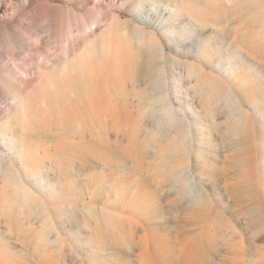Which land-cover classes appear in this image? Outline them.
Listing matches in <instances>:
<instances>
[{"label":"rangeland","instance_id":"1","mask_svg":"<svg viewBox=\"0 0 264 264\" xmlns=\"http://www.w3.org/2000/svg\"><path fill=\"white\" fill-rule=\"evenodd\" d=\"M229 1L108 0L96 7L91 0H74L62 5L73 19L111 14L122 22L120 35L111 39L103 26L96 37V43L114 51L100 67L105 94L114 81L118 84V100L112 103L115 124L63 130L43 118L31 130L27 124L20 127L21 115L16 119L13 135L20 133L16 154L23 164L20 191L29 195L21 199L5 193L9 216L0 236L3 264H264V0ZM133 2L139 5L135 10ZM190 13L200 23L209 21L215 31L189 25ZM230 53L235 56L231 62L237 60L243 68L230 83L246 93L240 96L228 87L242 97L245 118L235 121L221 107L215 120L214 100L221 98L224 104L229 88L217 82L209 97L208 86L199 87L196 80L223 77L230 69L225 59ZM200 57L204 63L195 62ZM190 65L204 74L192 75ZM78 79L44 74L22 90L26 82L0 77V120L16 108L10 107L9 94L18 99L24 93L44 112L45 100L52 105L74 98L69 85ZM89 80L81 77L82 85L89 86ZM90 89L94 92L81 97L96 94V88ZM165 102L182 110L196 131L201 118L210 134L203 138L165 129L160 119ZM205 138L214 141L212 147ZM39 160L51 164L52 174L39 176ZM185 167L194 174L193 182L184 180L185 191L201 190L202 203L183 196L176 175ZM40 203L51 214L35 209ZM240 239L241 252L226 251Z\"/></svg>","mask_w":264,"mask_h":264},{"label":"bare ground","instance_id":"2","mask_svg":"<svg viewBox=\"0 0 264 264\" xmlns=\"http://www.w3.org/2000/svg\"><path fill=\"white\" fill-rule=\"evenodd\" d=\"M72 1L74 0H0V77H16L15 82L19 84L22 81L26 82V86L21 84L22 90L29 88L33 81H38V77H43L44 74L46 77L65 76L71 79H74L75 77L79 78L75 83H70L69 85L72 92L76 93L74 94V98L65 97L64 100L52 105H47V101L45 100L43 103L45 107H47V110L44 112L39 111L38 105L34 106V104L27 101L24 97V93L21 94L20 98L18 99L12 94H9V97H6L10 102V107L12 108L13 105H16V108L10 111L7 117L4 118L3 122L0 120V236L3 234V225L7 224L9 216V207L5 204V193L13 192L19 196L22 195L21 199H23V196L29 195H27L24 190L20 191V181H23L22 175H20V166H23V164L20 160V156L16 154L20 152V133L16 138L13 135L15 122H18L16 119H18L20 115L23 118V124L20 122V127L22 126L23 128V125L27 124L31 130L36 128L39 123H42L43 118H49L63 130H68L73 126L81 128L83 127V124H89L90 126H95L102 122L115 124V116H113V111L115 108L112 106V103L114 100H118V84L117 81H114L111 86L112 90L105 94L103 90L106 83H102V72L100 67V61H102L103 64L109 63L110 57L114 51L108 49L106 44L99 45L96 43V37L103 26L109 30V37L111 39L120 35L121 32L124 31L122 28V22L119 18H116L111 14H107L104 19L99 20H93L88 13L80 14L77 19H73L72 16H69L68 13L62 9V5L64 3L69 5ZM75 1L80 2L82 0ZM91 1H93L97 7L104 5V2L108 0H105L104 2L103 0ZM230 1L234 2L232 0ZM133 3V8L135 10L137 7H139V5L136 4V2ZM71 10L72 9L69 11ZM133 16L134 19H140L138 13H133ZM188 20V23H190L189 25H192L195 29L200 28L204 32L215 31V26L209 21L200 23L202 20L193 18L191 13ZM221 25H223V23ZM225 25H227V23ZM227 27H229V25ZM44 29H46L47 33L49 34L47 37L44 36ZM211 35L213 34L208 36L216 38L215 35ZM204 43L206 45L210 44L208 41H205ZM208 51L210 59L215 60L213 58L215 55L214 50L212 48H208ZM228 52L229 51L227 48L226 53L228 54ZM234 57L235 56H233L232 53H230V56L225 57V59L229 61L228 64H230V69L223 73V77L215 79L208 77V79L205 81H201L197 78L196 81L199 87L208 86L210 94L209 97H212L211 91L217 82L220 84V86H225L226 88H229L228 86H230L231 89L234 92L236 91L238 94H240V96L246 93L239 84L238 85L241 89L236 88L235 84L230 83L231 79L235 77L236 72L243 69L237 60L231 62L232 59H235ZM202 60L203 59L200 57L198 61L195 62L204 63ZM189 71L196 77H200L202 74H204L203 70L195 65H190ZM87 76H90L89 86L92 89L96 88V94L84 99L81 97L82 93L85 92L90 94L94 92L88 85H82L81 77ZM238 76H240V74H238L237 77ZM51 89L54 91L57 90L54 86ZM227 90L229 94L224 104L223 101H221V98L214 100V104L217 107H215L214 112L212 111L214 114L212 118L214 119L215 117L216 120L221 107H227L228 110L223 111L225 114H229L228 116L234 117L236 119L235 121H237V119H244L245 110L241 101L242 97L239 99L238 94V96L235 95L234 92L230 90V88ZM243 101L248 103V101L245 99H243ZM171 105L172 104L169 102H165L163 104L164 109L161 110L162 113L160 119L162 122H166V127L162 126V129L164 127L165 129L171 128L175 129L176 131L184 130L187 132L186 134L195 132L196 134L201 135L203 138L210 134L209 132L208 134L206 133L207 129H203V126L200 122L201 118H199L197 114L196 116L198 118L196 121L198 124L196 125L200 127L198 131L194 130L193 124L183 119L181 115L182 110H175L173 107H171ZM55 106L58 107V110L51 112V109H53ZM102 112L104 113L103 116H101ZM261 113V111H258L257 114L263 116V113ZM128 119L129 118L126 120ZM158 122L161 123L160 121ZM218 124L220 125V122ZM162 131L166 132V130ZM155 132L156 130L154 133ZM210 132L212 133L213 131ZM23 135L25 134L23 133L22 136ZM72 135L74 134L72 133ZM211 135L209 137H211ZM46 138H49V136H46ZM204 141L209 144V147H212L214 144V141H211L210 138L208 141L205 138ZM37 162V172L39 176L42 174V172L52 174V171L48 168L51 167L50 163L44 162L43 160H39ZM262 167L264 169V160ZM176 176L179 184L181 183L182 186H184L183 196L186 199L193 203H202L205 200V195L203 192H201V190H198L199 193H192L190 190L185 191L186 184L184 180L190 183L189 181L194 179V174L189 168H182L179 174ZM191 182H193V180ZM197 183L198 182L195 184ZM175 184H177V182ZM22 188H24V186ZM35 204L36 202L34 205ZM40 204L42 206L35 209H42L45 213L47 212L48 214H51V209L48 207V205L45 203ZM33 218H35V216ZM33 218L32 221L34 220ZM29 221L31 222L30 218ZM36 223H38V221ZM243 242L244 241L242 240L234 244L226 251H230V254L236 255L237 252H241L244 249ZM1 251L2 250H0V264H3V251Z\"/></svg>","mask_w":264,"mask_h":264}]
</instances>
